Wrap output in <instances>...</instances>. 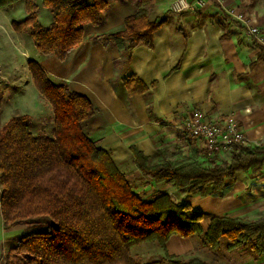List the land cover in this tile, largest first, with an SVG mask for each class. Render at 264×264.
Wrapping results in <instances>:
<instances>
[{
    "label": "trees",
    "instance_id": "obj_1",
    "mask_svg": "<svg viewBox=\"0 0 264 264\" xmlns=\"http://www.w3.org/2000/svg\"><path fill=\"white\" fill-rule=\"evenodd\" d=\"M18 0H0V8ZM52 13V23L42 25L36 13L20 22L16 32H29L36 49L65 61L78 47L87 24H99L106 0H41ZM28 10L31 1L27 0ZM165 17L150 20L146 8L125 19L123 29L93 37L103 45H115L128 57L141 45L151 49L154 33ZM259 57L264 60V49ZM31 80L50 105L52 136H35L28 114L11 117L0 127L1 215L7 228L46 225L23 235L8 252L5 264H209L194 257L181 259L168 253L173 236L204 234L208 246L217 248L226 238L227 248L249 246L264 254V219L213 217L203 230L204 213L190 202L194 195L223 196L230 181L242 172L257 175L264 169V147L233 145L229 161L204 166L186 157L173 160L166 151L157 161L136 146L130 151L135 169L155 185H171L184 195L176 201L168 190L144 200L110 154L96 146L82 131L84 121L99 110L85 96L65 84L52 82L35 60H28ZM129 95L147 94L149 87L136 76L125 80ZM157 242L166 255L143 261L132 248Z\"/></svg>",
    "mask_w": 264,
    "mask_h": 264
},
{
    "label": "crops",
    "instance_id": "obj_2",
    "mask_svg": "<svg viewBox=\"0 0 264 264\" xmlns=\"http://www.w3.org/2000/svg\"><path fill=\"white\" fill-rule=\"evenodd\" d=\"M106 1L101 23L84 27L82 43L65 61L45 55L36 61L52 82L85 95L99 110L81 129L119 168L131 167L139 174L131 146L156 161L159 152L178 153L177 149L199 163L212 156L201 140L184 131L185 120L194 110H201L213 121L232 115L248 140L247 146L264 147V60L259 59L264 46L227 13L231 8L244 11L264 33V0H204L203 6L198 0H187L190 7L182 12L173 11L175 0ZM141 7L147 9L150 20L166 18L154 33L151 49L138 46L128 57L115 45L93 40L122 30L125 19ZM51 19L44 26L50 25ZM5 20L6 16L0 15V23ZM130 76L145 83L148 93L129 95L125 80ZM29 80L32 82L30 73ZM213 157V161H229L231 154L222 151ZM252 197L264 198V169L257 175L240 173L229 182L223 196L194 195L189 202L196 210L207 208L210 220L250 217L251 212L238 213L249 207ZM12 229L4 225L0 207V264H5V242ZM237 264H264V254L238 257Z\"/></svg>",
    "mask_w": 264,
    "mask_h": 264
},
{
    "label": "rangeland",
    "instance_id": "obj_3",
    "mask_svg": "<svg viewBox=\"0 0 264 264\" xmlns=\"http://www.w3.org/2000/svg\"><path fill=\"white\" fill-rule=\"evenodd\" d=\"M33 8L28 10L27 0H18L6 8H0V15H5L7 20L2 21L0 29V67L3 77H0V123H6L11 117L21 114H28L32 118V132L35 136H52L54 117L50 105L41 97L33 82H29V71L27 68L28 60H38L42 54L34 46L33 40L27 31L13 32L10 23L22 21L29 16L31 11L36 13L38 20L42 25L47 24V20L52 17L50 9L43 6L41 0H30ZM244 12V11H243ZM5 18V17H4ZM52 21V19H51ZM261 29V28H260ZM12 32V33H11ZM12 36V37H11ZM6 53V54H5ZM178 153L167 152L171 159L180 160L186 157L191 161L195 157L182 156L179 149ZM214 157L207 156L201 161L204 166H211ZM152 159L151 162H155ZM131 181L134 191L144 200H149L156 192L161 189H168L176 201L184 200L181 191L172 188L171 185L161 186L153 184L152 180L142 176L140 173H133L131 167L120 168ZM249 207L238 214L251 212L249 216L235 215L232 217H245L250 220L264 219V198H253L249 200ZM197 205V203L194 201ZM196 210V209H195ZM203 210L204 230L208 226L211 215L207 208L200 207L198 211ZM211 214V213H210ZM46 225L36 226H18L8 232L6 240V252L13 249L20 237L25 234L41 230ZM227 239L222 238L220 246L213 248L208 246L204 234H198L189 238L173 236L166 244L168 253L174 254L181 259H190L194 257L201 258L209 264H237L238 257H257L249 246H243L236 249L227 248ZM132 255L139 256L143 261L159 259L166 255V251L157 242H146L135 246L131 250Z\"/></svg>",
    "mask_w": 264,
    "mask_h": 264
},
{
    "label": "built area",
    "instance_id": "obj_4",
    "mask_svg": "<svg viewBox=\"0 0 264 264\" xmlns=\"http://www.w3.org/2000/svg\"><path fill=\"white\" fill-rule=\"evenodd\" d=\"M197 4L203 6L204 0H198ZM190 7L187 0H175L172 9L175 12H182ZM228 15L244 25L254 41L264 46V33L259 27L253 25V18L237 8L228 10ZM185 133L194 140H201L208 155H216L222 151H231L233 145H247V138L241 131L236 119L226 116L218 120H208L201 110H194L185 120Z\"/></svg>",
    "mask_w": 264,
    "mask_h": 264
}]
</instances>
